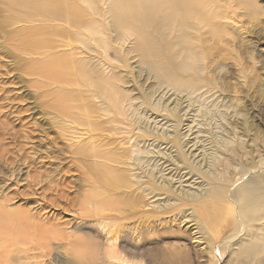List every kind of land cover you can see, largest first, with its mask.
<instances>
[{
  "label": "bare ground",
  "instance_id": "bare-ground-1",
  "mask_svg": "<svg viewBox=\"0 0 264 264\" xmlns=\"http://www.w3.org/2000/svg\"><path fill=\"white\" fill-rule=\"evenodd\" d=\"M224 1L0 0V52L5 51L7 56L13 58L17 63L16 68L24 74L34 78L38 76L35 82L41 86V107L52 110L54 117L61 120L60 128L72 141L68 144L69 151L80 163L88 165L100 183L104 184L101 186L103 191L96 193L97 200L91 202L92 206L80 201V207L76 210L79 215L94 217L107 233V243L99 264H138L133 254L128 255L124 251V240L133 239L135 229L126 230L127 227L117 221L133 220L140 213L137 208L145 202V198L155 197L166 185L156 184L154 178H160L156 176L158 172L153 173L154 169L150 172L147 167L152 166V160L148 161V157L155 151L141 145L149 140L146 137L150 133L149 127H146L148 123H143L144 114H148L147 106L162 108L164 115L174 116L178 127L188 120L184 117L189 108L194 110L196 121H199L197 117H202L204 121L215 117L227 119L229 104L221 108L222 105L211 107L205 103V96L219 87L213 71L222 69L231 58L238 59L230 49L235 35L229 29L232 19L230 6L227 7L229 0ZM237 6L244 8L243 11L252 17L261 12L256 0H238ZM131 38L135 40L139 69L153 79L141 107L116 85L117 78L121 76V67H128V54L131 52L122 42ZM5 71L0 53V76ZM255 77H251V83L255 82ZM62 80L72 86L66 92L62 90L63 94L60 92V88L65 89L63 86L59 90L50 87L52 83ZM162 87L178 94L172 101V107L164 103L161 106L160 101L157 105L150 102L152 89L156 92ZM114 92L118 94L117 99L119 94L122 95V104L117 101ZM60 99L64 102L61 107ZM185 101L188 102L186 110L183 106ZM197 105L198 112L193 109ZM94 117L102 119L98 123L104 125L99 129L109 125L108 129L116 139L127 144L121 147L120 155L113 147L95 144L97 135L92 133L95 128L91 126L96 124ZM175 131L170 135L158 133L160 136L156 138L162 136L170 139L168 142L178 149L179 159L186 162L194 149L186 153L184 148L189 142L185 141V144L178 130ZM122 133L127 136L125 139L120 138L124 136ZM86 134L88 136L84 138ZM228 134L229 130H226V138L219 141L220 146L216 145L208 171L199 169L210 184V189L180 188L176 191L171 189L170 192L176 200L194 202L196 210L209 199L230 200L236 213L235 232L233 229V234L224 239L215 235L210 241V252L214 253L216 248L223 255L233 240L244 235L248 220H251L255 226H259L249 234L247 242L240 243V249H244L243 244L248 246V258L260 264L264 262V159L240 177L238 184L222 181L223 171L230 169L240 148L245 146L242 138ZM162 150L158 153L166 154ZM24 161H31L28 154ZM201 164L206 166V158ZM154 167H158V164ZM157 169L162 179L165 178L164 162ZM15 172L16 168L9 174L10 180L16 178ZM149 177H153V180L149 181ZM165 189L169 192L167 187ZM104 195L108 196L104 198ZM44 198L45 202L37 201V206L27 210L6 208L5 202L10 200L7 196L4 202H0L1 218L4 220L0 219V264H87L73 248L69 261L66 258L64 261L59 254L73 247L76 238L73 233L66 232L63 223L54 216L52 219L42 218L47 203L56 204L55 198ZM98 206L100 208L96 209ZM16 210L21 211L19 217L13 216ZM171 218L176 219V216ZM119 239H123V242L117 246ZM188 257L183 248H176L168 258L163 256L161 262H185Z\"/></svg>",
  "mask_w": 264,
  "mask_h": 264
},
{
  "label": "rangeland",
  "instance_id": "rangeland-1",
  "mask_svg": "<svg viewBox=\"0 0 264 264\" xmlns=\"http://www.w3.org/2000/svg\"><path fill=\"white\" fill-rule=\"evenodd\" d=\"M237 1L229 0L227 7L230 6L228 11L232 16L229 29L235 35L230 49L238 56V59L231 58L222 69L213 71L219 87L205 96V103L209 104L208 106L222 105L221 108H223L225 104L230 105L227 119L215 117L204 121L202 117H197L199 121H196L194 110L189 108L188 113L185 112L188 109L185 107L188 104L187 100L183 104L185 109L183 111L186 113L184 118L188 120L178 127L174 116L164 115L162 108L154 109L151 105L147 106L148 114H144L143 123H148L146 127H149L150 133H147L146 137L149 140L142 142L141 145L155 151L148 157V161L152 160L150 162L152 166H147L149 168L147 169L150 172L154 169L153 173L158 172L156 176L160 178L155 177V183L166 184L165 187L169 189V192L162 187L155 197L145 198V202L137 208L140 213L136 215L134 221L125 219L117 221L125 225L126 230L132 227L135 229V237L124 240V251L128 255L133 254L132 257L138 264H162V257L168 258L176 248H183L189 257L185 262L177 261L171 264H257L248 258V246L243 244L244 249H240V243L247 242L251 233L255 231V227L259 226H255L251 220H248L247 232L245 231L244 235H240L230 243L227 250L223 252L224 256L216 248L214 253L210 252V246H212L210 241L215 235L224 239L235 232L236 213L234 204L230 200L209 199L202 202L196 210L194 202L176 200L170 192L171 189L176 191L180 188L210 189V184L199 169L206 171L209 168L212 153L216 150V145L220 146L219 141L226 138V130H229V136L242 138L245 146L240 148L230 169L223 171L222 181L238 184L241 181L240 177L258 166L264 159V0H256L261 6V12L255 17L247 15L246 11H243L244 8L240 9ZM122 43L130 48L131 52L128 54V67H121V76L117 78L116 85L127 92L134 103L141 107L143 97L149 86H152L153 79L147 77L138 67L135 40L131 38ZM0 53L1 63L6 68L5 73L0 76V202L7 196L10 200L8 203L5 202L6 208L27 210L34 207L37 201L45 202L43 196H45L44 199L55 198L56 204L48 205L47 203L48 207L44 211L45 214H42V218L52 219L54 216L63 223L66 232L73 233L76 238L73 247L62 250L59 254L64 261L66 259L69 261L68 257L73 248L79 252L87 264H99L107 243V233L99 221L94 220V217L87 218L79 215L76 210L81 202L92 206L91 202L97 200L96 193L103 191L101 186L104 184L100 183L97 175L88 165L80 163L69 151L68 144L70 145L72 141L67 139L60 128L61 120L54 117L52 110L41 107L39 99L41 86L35 82L39 79L38 76L34 78L24 74L16 68L17 63L13 58L7 56L5 51ZM242 67L245 70L244 73ZM252 76L257 77L255 82L251 83ZM65 80L56 81L50 87L58 89L63 86L65 89L60 88V92L62 93V90L66 92L72 86ZM161 89L156 92L152 89L150 102L157 105L156 103L160 101L161 106L164 103L172 107L174 105L172 101L178 94L166 87ZM113 94L117 99L118 94L115 92ZM121 99L122 95L119 94L117 101L122 104ZM63 105L64 102L60 99L59 107ZM198 107L199 105L194 106L193 109L198 112ZM94 120L96 124L91 126L95 128L92 133L97 135L95 144L101 146L103 143V146L106 144L108 148L113 147L120 155L121 147L127 144L116 139L117 137L108 129L109 125L99 129V126L104 125L98 123L102 119L94 117ZM224 128L226 130H223ZM176 129L181 138L183 137L182 141L189 142V145L184 148L186 153L189 154L194 149L192 154H189L186 161L188 163L179 159L178 149L168 142L170 139L162 136L156 138L160 136L158 133L170 135ZM122 134L124 136L120 138L125 139L127 136L125 133ZM87 136L88 134L83 137ZM194 144L195 147H192ZM161 149L166 154H159L158 151ZM27 154L32 165L24 161ZM205 158L206 166L201 164ZM13 159L14 162H12ZM158 159L160 161L157 163ZM163 162L166 176L162 179L157 168L161 167ZM156 164L158 167L153 168ZM15 168L16 178L10 180L9 174ZM151 178L149 177V181L153 180ZM107 196L104 195V198ZM99 208L98 206L96 209ZM15 212L13 216L19 217L21 211ZM2 215L0 212V219L4 221L1 218ZM174 215L176 219L171 218ZM122 242L123 239L122 241L119 239L116 245L119 246Z\"/></svg>",
  "mask_w": 264,
  "mask_h": 264
}]
</instances>
